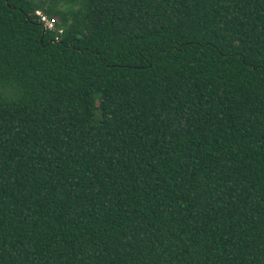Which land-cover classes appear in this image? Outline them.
Listing matches in <instances>:
<instances>
[{
  "label": "trees",
  "instance_id": "trees-1",
  "mask_svg": "<svg viewBox=\"0 0 264 264\" xmlns=\"http://www.w3.org/2000/svg\"><path fill=\"white\" fill-rule=\"evenodd\" d=\"M0 264H264V0H0Z\"/></svg>",
  "mask_w": 264,
  "mask_h": 264
},
{
  "label": "built area",
  "instance_id": "built-area-1",
  "mask_svg": "<svg viewBox=\"0 0 264 264\" xmlns=\"http://www.w3.org/2000/svg\"><path fill=\"white\" fill-rule=\"evenodd\" d=\"M36 15L40 16L41 21L44 22L49 28L52 27V21L47 20L46 17L41 15L38 11L36 12Z\"/></svg>",
  "mask_w": 264,
  "mask_h": 264
}]
</instances>
